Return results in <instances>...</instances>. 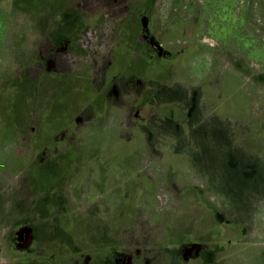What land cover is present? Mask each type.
Listing matches in <instances>:
<instances>
[{"label":"rangeland","instance_id":"obj_1","mask_svg":"<svg viewBox=\"0 0 264 264\" xmlns=\"http://www.w3.org/2000/svg\"><path fill=\"white\" fill-rule=\"evenodd\" d=\"M0 264H264V0H0Z\"/></svg>","mask_w":264,"mask_h":264}]
</instances>
